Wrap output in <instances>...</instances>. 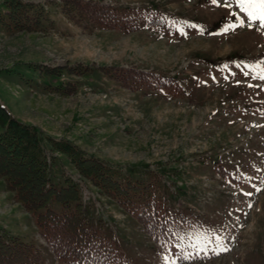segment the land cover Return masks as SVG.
I'll return each mask as SVG.
<instances>
[{
  "label": "rangeland",
  "instance_id": "rangeland-1",
  "mask_svg": "<svg viewBox=\"0 0 264 264\" xmlns=\"http://www.w3.org/2000/svg\"><path fill=\"white\" fill-rule=\"evenodd\" d=\"M21 1L44 10L43 25L21 32L0 23V101L43 133L49 178L79 188L85 220L113 241L122 264H264V80L255 78L264 69V30L224 32L248 23L224 0H94L140 11V27L129 34L78 26L63 14L64 0ZM10 2L0 0V19ZM41 66L92 71L49 76ZM112 66L174 82L133 92L98 70ZM48 137L110 164L121 181L153 185L173 235L165 249ZM51 208L63 210L54 201ZM0 232L35 243L47 264H64L2 178ZM218 238L231 250L215 255Z\"/></svg>",
  "mask_w": 264,
  "mask_h": 264
},
{
  "label": "trees",
  "instance_id": "trees-1",
  "mask_svg": "<svg viewBox=\"0 0 264 264\" xmlns=\"http://www.w3.org/2000/svg\"><path fill=\"white\" fill-rule=\"evenodd\" d=\"M8 6L7 17L0 19L7 30L37 32L41 29L45 15L43 9L35 11L36 6L21 0H11ZM62 9L63 14L78 26L93 23L102 29H119L126 34L140 27L138 10L118 9L94 0H64ZM152 24L155 25L156 21ZM63 70L71 75L84 76L92 68L40 67V71L49 76L59 75ZM98 70L133 92L142 88L167 90L174 82L168 75L136 66L99 67ZM75 92V88L65 90L68 95ZM47 140L54 149L69 156L82 178L115 200L126 213L134 215L154 242L165 246L171 241L168 212L158 201L153 185L121 181L114 168L103 160L85 157L71 143L51 137ZM43 141L42 132L15 119L0 101V178L7 191L15 194L17 202L33 213L40 235L51 251L64 264H120L121 258L113 243L85 220L78 187L74 184L58 187L49 178ZM51 201L61 204L63 211L52 210ZM0 264L46 263L34 243L0 232Z\"/></svg>",
  "mask_w": 264,
  "mask_h": 264
},
{
  "label": "snow or ice",
  "instance_id": "snow-or-ice-1",
  "mask_svg": "<svg viewBox=\"0 0 264 264\" xmlns=\"http://www.w3.org/2000/svg\"><path fill=\"white\" fill-rule=\"evenodd\" d=\"M212 3L218 5V0H212ZM232 4H235L240 11L245 14L248 23L245 24V21L241 19L238 25L229 24L228 27L224 29V32L235 31L238 27L252 28L254 26L258 27V29L264 30V0H224L225 7H231ZM181 34L186 35L183 32H181ZM260 64H264V61L260 62ZM258 66L260 65L258 64ZM255 78L264 80V69H262ZM247 195L251 194L248 193ZM216 244L217 247L213 249L215 255H220L223 252L231 250L228 245L223 242L222 238H218Z\"/></svg>",
  "mask_w": 264,
  "mask_h": 264
}]
</instances>
